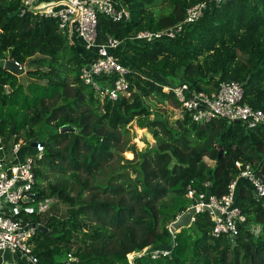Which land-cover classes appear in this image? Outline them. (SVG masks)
I'll use <instances>...</instances> for the list:
<instances>
[{
    "label": "trees",
    "instance_id": "16d2710c",
    "mask_svg": "<svg viewBox=\"0 0 264 264\" xmlns=\"http://www.w3.org/2000/svg\"><path fill=\"white\" fill-rule=\"evenodd\" d=\"M21 1L0 0V146H11L17 135L27 156L34 141H43L44 158L35 167L39 194L69 205L66 217L47 218L48 232H36L40 262L264 264V199L244 178L236 203L247 224L234 242L213 235L214 223L203 212L177 232L170 256H138L149 246L171 243L168 224L192 203L186 197L190 185L199 189L209 182L213 193H228L240 175L238 160L252 163L264 177V124L247 128L221 117L202 124L188 114L171 124L166 110L181 103L164 90L167 82L188 83L212 93L221 81L235 80L244 86V101L264 111V0L211 4L180 37L154 43L128 38L181 22L201 0H117L129 10V20L104 17L100 23V36L127 40L122 56L132 67L131 97L117 100L102 98L83 81L86 50L59 30L57 19L21 17ZM5 58L24 64L26 71L16 75L6 69ZM134 120L149 128L154 146L139 150L127 144ZM66 124L75 130L61 131ZM123 151L134 157L125 158ZM48 171L56 173L54 180ZM26 216L43 220L42 214Z\"/></svg>",
    "mask_w": 264,
    "mask_h": 264
},
{
    "label": "built area",
    "instance_id": "2783aa9c",
    "mask_svg": "<svg viewBox=\"0 0 264 264\" xmlns=\"http://www.w3.org/2000/svg\"><path fill=\"white\" fill-rule=\"evenodd\" d=\"M224 1L201 0L187 9L186 17L181 22L159 31L140 30L130 35L128 40L154 43L161 39L178 38L186 24L201 18L211 4ZM28 13L56 18L59 30L73 40L75 45L84 47L86 54L83 55L82 79L98 95L111 100L131 97L129 76L132 67L124 63L122 56L127 40L112 33L100 36V23L104 17L113 22L129 20L127 7L117 0H22L18 14L23 17ZM8 59L11 58L3 60V66ZM14 61L22 72L26 71L24 64ZM164 90L172 91L181 103L183 115L188 114L197 123L206 124L221 117L239 122L247 128L264 124V111L244 101L245 90L239 81H221L218 90L212 93L192 89L188 83L173 85L167 82ZM16 137L14 135V141L9 146L15 158L25 144L22 138ZM34 142L33 153L22 160L0 157V252L20 253L31 263L42 264L34 251L33 242L41 222L26 214L43 215L58 201L39 194L35 167L44 158L45 144L41 140ZM0 149L6 153L7 146H0ZM236 166L240 169V175L230 183L228 193L222 196L213 193L209 182H205L203 188L199 189L190 185L186 193V197L192 201L187 210L194 209L192 223L198 214L206 212L214 223L213 235L227 236L233 242L240 234L241 227L247 224L246 214L236 203L239 179L248 180L255 196L264 199V177L255 172L253 164L238 160ZM33 203L38 206V211L30 207ZM181 215L168 224L171 243L149 246L138 256L149 254L154 259L170 256L177 244L176 234L179 231L174 223Z\"/></svg>",
    "mask_w": 264,
    "mask_h": 264
},
{
    "label": "rangeland",
    "instance_id": "374dc122",
    "mask_svg": "<svg viewBox=\"0 0 264 264\" xmlns=\"http://www.w3.org/2000/svg\"><path fill=\"white\" fill-rule=\"evenodd\" d=\"M154 78L156 79V81L158 82H162L164 79H162L160 76L155 75ZM183 117V113L180 110V108L178 107H174V106H168L167 110H166V118L169 120V122L171 124H174L176 122V120L178 118ZM129 132L126 134L125 136V140L127 141V144H132L135 143L138 147V149L140 150H144L149 148L150 146H154L155 145V138L153 136V134L150 132L149 128H141L137 125V122L134 120L132 122V124L130 125L129 128ZM147 131L149 133H147ZM41 138H45V134L44 133H40L39 135ZM6 147V146H4ZM3 150L0 149V156L3 155ZM121 154L127 158V159H132L134 157V153L132 151H123L121 152ZM5 158H9V157H5ZM118 160H120V162L124 163V159H122L121 156H118ZM49 172V171H48ZM56 173L54 172H49V176L50 180H54L56 178ZM56 204L52 206V208H50L45 214H43V220L41 222V224L46 225L45 222L47 220V218L51 215H56L58 217H66L68 214V208L69 205H67L65 202H55ZM31 208H34V210L38 211L37 208L38 206L33 203L31 206ZM261 260L264 259V254L262 255V258H260ZM135 258L131 257V261H134Z\"/></svg>",
    "mask_w": 264,
    "mask_h": 264
},
{
    "label": "water",
    "instance_id": "95a60500",
    "mask_svg": "<svg viewBox=\"0 0 264 264\" xmlns=\"http://www.w3.org/2000/svg\"><path fill=\"white\" fill-rule=\"evenodd\" d=\"M4 67L10 71H12L13 73H15L16 75H20L22 73V71L20 70L18 64L13 60V59H8L4 65ZM8 88V87H7ZM74 131L75 128L71 127L70 125H64L61 127V131L65 132V131ZM147 133H149L147 131ZM35 142L33 143V145L35 146ZM193 213H194V209L190 208L188 209L185 213H183L179 219H177V221L174 223V226L180 231L182 228L184 227H188L191 226L192 223V217H193ZM38 230L43 231V232H48V227L46 225L43 224H39L38 226Z\"/></svg>",
    "mask_w": 264,
    "mask_h": 264
},
{
    "label": "crops",
    "instance_id": "0c3cea01",
    "mask_svg": "<svg viewBox=\"0 0 264 264\" xmlns=\"http://www.w3.org/2000/svg\"><path fill=\"white\" fill-rule=\"evenodd\" d=\"M4 152V151H3ZM32 153V151L30 152ZM9 157L8 159H15V160H22L25 157H27L26 155H22L21 152L17 155V157H13L10 153V148L7 147L6 149V153L4 152L2 156L0 157ZM25 156V157H24ZM0 264H33L31 263L27 258H25L24 256H22L20 253H4V252H0Z\"/></svg>",
    "mask_w": 264,
    "mask_h": 264
},
{
    "label": "clouds",
    "instance_id": "9594fccd",
    "mask_svg": "<svg viewBox=\"0 0 264 264\" xmlns=\"http://www.w3.org/2000/svg\"><path fill=\"white\" fill-rule=\"evenodd\" d=\"M11 59H12V58H11ZM185 212H186V211H185ZM185 212H184V213H185ZM191 224H192V223H191Z\"/></svg>",
    "mask_w": 264,
    "mask_h": 264
}]
</instances>
